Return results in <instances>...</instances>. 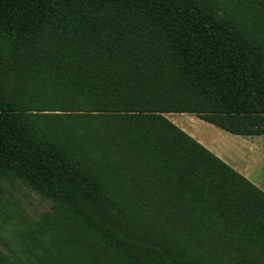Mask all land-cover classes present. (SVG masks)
I'll list each match as a JSON object with an SVG mask.
<instances>
[{
	"label": "trees",
	"instance_id": "trees-1",
	"mask_svg": "<svg viewBox=\"0 0 264 264\" xmlns=\"http://www.w3.org/2000/svg\"><path fill=\"white\" fill-rule=\"evenodd\" d=\"M168 113L264 135V0H0V179L53 202L25 264H264V190Z\"/></svg>",
	"mask_w": 264,
	"mask_h": 264
},
{
	"label": "rangeland",
	"instance_id": "rangeland-1",
	"mask_svg": "<svg viewBox=\"0 0 264 264\" xmlns=\"http://www.w3.org/2000/svg\"><path fill=\"white\" fill-rule=\"evenodd\" d=\"M179 114L181 113H168L165 116L173 123H178L183 120ZM195 118L194 124L208 137L207 145L220 150L229 165L245 172L249 180L264 190V135L236 136ZM231 147L242 148L243 152L230 149ZM0 187L3 190L0 196V248L15 264H25V255L19 249L22 244L20 234L26 230V221L36 219L50 210L53 202L20 180L9 182L0 179Z\"/></svg>",
	"mask_w": 264,
	"mask_h": 264
},
{
	"label": "crops",
	"instance_id": "crops-1",
	"mask_svg": "<svg viewBox=\"0 0 264 264\" xmlns=\"http://www.w3.org/2000/svg\"><path fill=\"white\" fill-rule=\"evenodd\" d=\"M190 115H188L187 113H181V114H179V116H182L183 117V120L179 121L178 123L176 121H174V123L177 126H179L182 130H184L187 134H189L190 136H192L193 138H195L197 141H199L206 148H208L210 151H212L213 153H215L219 158H221L223 161H225L227 163V160L224 158L225 156L222 154V152H220V150H218V149L216 150V148L214 149L211 146L207 145V138H208L207 135L204 133V131H201L198 128V126H196L194 124V121L196 120V118L193 117L194 115H192V116H190ZM197 120H199V121L202 122V120H200V119H197ZM207 125H209V124H207ZM199 131H201V134L199 133ZM233 168H235L237 171H239L244 176H247V174L245 172L239 170L235 166Z\"/></svg>",
	"mask_w": 264,
	"mask_h": 264
}]
</instances>
